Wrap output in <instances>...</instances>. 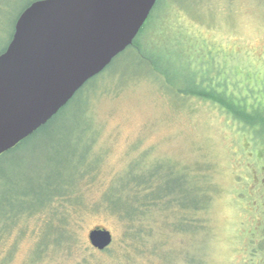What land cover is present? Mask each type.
I'll return each mask as SVG.
<instances>
[{"label":"rangeland","instance_id":"obj_1","mask_svg":"<svg viewBox=\"0 0 264 264\" xmlns=\"http://www.w3.org/2000/svg\"><path fill=\"white\" fill-rule=\"evenodd\" d=\"M30 1L0 0V51ZM177 6L163 12L152 36L155 45L167 47L171 61L188 73L200 65L208 79L224 73L242 86L245 75L264 76V0H196L189 9ZM142 60L143 69L148 62ZM131 74L102 80L78 95L76 107L56 125L4 152L15 153L19 165L8 171L12 190L0 182V222L5 219L0 264H264L260 142L213 104L174 96L150 75ZM155 164H172L179 174L190 171L204 178L200 186L207 188L210 203L200 211L201 229H181L175 203H158L130 228L116 213L96 210L131 165L145 173ZM60 186L66 190L62 196L43 199L47 189L58 193ZM12 193L24 196L10 203ZM33 204L43 205L31 211ZM94 227L111 232L109 251L89 243ZM137 227L142 235L128 239L126 229L133 233ZM59 232L65 236L57 240Z\"/></svg>","mask_w":264,"mask_h":264},{"label":"water","instance_id":"obj_2","mask_svg":"<svg viewBox=\"0 0 264 264\" xmlns=\"http://www.w3.org/2000/svg\"><path fill=\"white\" fill-rule=\"evenodd\" d=\"M157 0H33L0 52V154L45 125L137 36ZM92 247L111 232L94 227Z\"/></svg>","mask_w":264,"mask_h":264},{"label":"trees","instance_id":"obj_3","mask_svg":"<svg viewBox=\"0 0 264 264\" xmlns=\"http://www.w3.org/2000/svg\"><path fill=\"white\" fill-rule=\"evenodd\" d=\"M183 1L157 0L132 44L119 53L99 74L89 79L45 125L8 151H14L15 148L19 147L26 140H29L32 136L37 135V133L49 130L48 127L51 124L56 125L57 118L64 115L71 107H76L78 95L81 96L86 90L96 87L107 77H111L116 73H119L121 76L124 74L132 75V71L136 75H150L162 89L171 91L173 93L171 94L174 96L177 95L181 98L190 96L213 104L227 114L231 120L237 122L241 127H245L250 133V138L254 141H259L261 149L264 151V76L261 73H257L252 78L250 75H245V78L243 77L244 86L237 84L233 79L226 78L223 76L224 73H221V76H218L216 80L214 79L215 77L208 79L203 68L199 67L200 65L197 67L192 66L191 72L188 73L183 70L180 64L178 66L171 61L170 52H168V49L166 50L167 47H162L161 49L159 44L155 45V39L152 38L155 35L153 31L158 29V20L164 14L163 12L177 5H179L177 7L180 9H189L194 5V2L196 3V0H191V4L188 2L189 0ZM185 2L186 4H184ZM159 34H162V32H159ZM160 38L164 39V37ZM156 39L159 40L158 37ZM3 50L4 48L0 52ZM150 57H154L153 59L157 58L158 63L157 61H152ZM208 57L210 59L212 56L208 55ZM208 57L206 56L207 61ZM141 58L146 59L147 61H145L148 62V66L143 65V69L139 67L143 63ZM127 63L133 64L132 69H128ZM123 64L126 65V69L120 68ZM14 154H0V162L2 161V166L5 167L4 170L0 171V182L7 184L10 190L13 189L14 178L8 174V171L11 172L10 170L18 168L19 165V160H16ZM6 158H8V162L5 161ZM136 163H139V161H136ZM138 166H129V174L121 178L119 187L112 188L109 192L105 193L102 202L99 205H95L96 210L104 208L116 213L130 228L140 220L141 216H146L158 208V203L164 205V207L175 203L180 210L178 226L181 229L185 231H197V229L199 230L204 226L203 221L205 219L200 216V211H206L210 203V195L207 188L202 189L203 186H200L204 178L202 179L198 174L191 176L190 171L179 174L172 167V164L170 166L167 164H155L149 167L145 173L144 171L138 172L136 169ZM206 168L208 167L206 166ZM195 171L202 170L196 169ZM190 180L191 183L189 182ZM56 187V185H53L48 188L52 189ZM51 189H47L49 194H45L43 197L46 201L49 200L50 196H62L66 191L62 186H60L58 193ZM31 194L35 196L37 192ZM11 195L9 199L10 203L16 202L19 197L24 196L23 194L20 196L13 193ZM43 204H40L38 207ZM38 207L33 204L31 211ZM189 209L191 211L190 217H188ZM5 217L8 218L7 215ZM3 222H5V219H2L0 223ZM1 229L7 230L5 224L2 225ZM53 230L49 228L48 232L51 234ZM142 232L143 229L140 227H137L133 233L126 229V236L129 234L128 239H138L142 235ZM64 236L59 232L57 240ZM104 251H109V249L105 248Z\"/></svg>","mask_w":264,"mask_h":264}]
</instances>
